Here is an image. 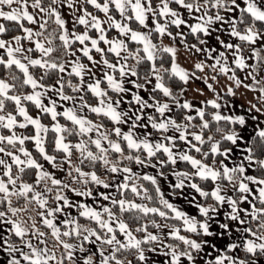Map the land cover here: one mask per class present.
<instances>
[{"label":"snow or ice","instance_id":"snow-or-ice-1","mask_svg":"<svg viewBox=\"0 0 264 264\" xmlns=\"http://www.w3.org/2000/svg\"><path fill=\"white\" fill-rule=\"evenodd\" d=\"M0 264H264V0H0Z\"/></svg>","mask_w":264,"mask_h":264}]
</instances>
